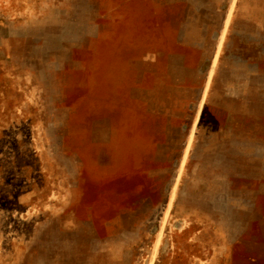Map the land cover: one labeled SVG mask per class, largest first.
I'll return each instance as SVG.
<instances>
[{
  "label": "rangeland",
  "instance_id": "374dc122",
  "mask_svg": "<svg viewBox=\"0 0 264 264\" xmlns=\"http://www.w3.org/2000/svg\"><path fill=\"white\" fill-rule=\"evenodd\" d=\"M232 1L0 0V264H264V78L228 65L236 32L260 36L264 0L236 1L203 103ZM139 65L175 93L136 88ZM123 103L187 133L201 117L174 189L158 175L140 254L94 249L133 225L98 153L101 114Z\"/></svg>",
  "mask_w": 264,
  "mask_h": 264
},
{
  "label": "crops",
  "instance_id": "0c3cea01",
  "mask_svg": "<svg viewBox=\"0 0 264 264\" xmlns=\"http://www.w3.org/2000/svg\"><path fill=\"white\" fill-rule=\"evenodd\" d=\"M231 24L232 21L229 27ZM236 29L244 31L242 27H237ZM253 29L255 28H251V30ZM245 31L248 32V29L245 28ZM260 31V36L256 34L254 39L250 36L246 37L245 33L244 43L237 38L242 32L235 33L236 38L234 41H231L232 43L230 44L228 53L230 73L236 71L244 75V77L253 78L254 73L252 71L259 68L260 77L264 78V27H260ZM250 34L252 36L255 35L254 32ZM241 46L245 50L244 53H242L241 48H238ZM137 60H140L139 57ZM258 60L260 61L259 65L256 63L250 66L248 65L250 61L253 63ZM241 62H244L245 65H239ZM233 63H236L239 67L236 65L234 67ZM149 78L150 76L145 81V76L139 65L136 72V88L140 89L142 82L144 83L145 81V88L148 89L151 95L155 94L153 96H156L161 91L155 86H150ZM142 79L144 80L142 81ZM166 93L173 94L175 91L170 89L169 91L161 92V96H168ZM127 106V103H123L122 109L118 110L117 108V117L111 114V117L108 118L110 112L105 115L103 113L101 114L102 122L106 120V123L101 125L109 128L110 133L107 134V138L101 140L102 144L98 149V153L107 160V166L109 168H116L115 188L118 196L121 192L127 195L122 203L123 206L126 205L133 209V217L130 218L133 225L126 231L117 229L110 231L107 236L101 235L102 238H114L113 243L115 245H100L94 249H96L95 251H109L115 254H123L125 249H127L132 254H140L143 252L142 249L146 247L147 241L144 238L148 237L146 236L147 230L144 229L145 226H141L140 223L151 221V217L157 213L162 203V200L158 201V198L152 195V191L157 189L156 181L158 180V175H163L168 181L170 180L169 175L175 173L176 178L172 186L174 189L175 180L177 178L179 179L181 172L186 166L181 170V163L185 155L188 137L198 107H196L190 124L191 128L187 133L182 131V127L186 126V124L189 125V122L178 121L176 124L172 118L173 114L168 118V121L163 122L162 117L159 115L161 109L157 108L155 104L149 105L145 103L142 108L141 106L136 108ZM87 119L95 125L94 117L88 116ZM111 126L115 127V131ZM193 141L188 149L189 152H191ZM188 159L189 157L187 156ZM163 177L162 181H165ZM109 198H112V196H109ZM120 220L122 219L117 217L115 221L119 222ZM119 238L122 239L121 242H118ZM106 246L107 248H105ZM90 248V254L95 253L93 247L91 246Z\"/></svg>",
  "mask_w": 264,
  "mask_h": 264
},
{
  "label": "bare ground",
  "instance_id": "6f19581e",
  "mask_svg": "<svg viewBox=\"0 0 264 264\" xmlns=\"http://www.w3.org/2000/svg\"><path fill=\"white\" fill-rule=\"evenodd\" d=\"M236 1L237 0H233L232 1V4H231V8H230V10H229V12H228V16L226 17L227 19H226V23H225V29L223 30V35H222V37H221V43L219 44V47L217 48V55H216V57H215V60H214V64H213V68H212V70H211V72H210V74H209V76H208V83H207V86H205V92H204V96H203V101H205V99H206V97H207V93H208V91H209V88H210V79H212V77H213V74H214V69L216 68V65H217V61H218V53H219V51L221 50V45H222V42L224 41V37H225V35H226V28L227 27H229V25H230V22H231V20H232V17H233V13H234V8H235V3H236ZM200 113H201V110L199 111V114L198 115H200ZM197 124H198V119L194 122V126H193V129H192V131H191V135H190V138H189V141H188V144H187V147H186V152L188 151V149L190 148V145H191V143H192V141H193V138H194V136H195V132H196V126H197ZM184 159V158H183ZM183 161V160H182Z\"/></svg>",
  "mask_w": 264,
  "mask_h": 264
},
{
  "label": "flooded vegetation",
  "instance_id": "af4514ba",
  "mask_svg": "<svg viewBox=\"0 0 264 264\" xmlns=\"http://www.w3.org/2000/svg\"><path fill=\"white\" fill-rule=\"evenodd\" d=\"M220 51H221V50H220ZM220 51H219V53H220ZM219 53H218V54H219ZM217 59H218V58H217ZM210 80L212 81V79H210ZM211 81H210V82H211ZM207 83H208V80H207ZM207 83H206V86H207ZM210 86H211V83H210ZM205 89H206V88H205ZM205 89H204V92H205ZM204 92H203V93H204ZM207 94H208V93H207ZM202 96H203V95H202ZM205 100H206V99H205ZM204 102H205V101H203V103H204Z\"/></svg>",
  "mask_w": 264,
  "mask_h": 264
}]
</instances>
